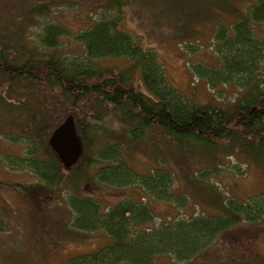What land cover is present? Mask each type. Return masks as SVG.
Segmentation results:
<instances>
[{
	"label": "trees",
	"instance_id": "trees-1",
	"mask_svg": "<svg viewBox=\"0 0 264 264\" xmlns=\"http://www.w3.org/2000/svg\"><path fill=\"white\" fill-rule=\"evenodd\" d=\"M5 1L0 0V108L17 125L9 132V143L23 149L20 155L0 153V165L33 174L42 188L69 189L66 203L73 213L72 226L103 231L108 238L102 247L66 264H153L159 256H170L178 264H264L251 248L255 228L264 236V189L241 201L223 197L224 191L212 180L219 175L214 164L229 153L245 163L264 156V37L256 32L264 25V0L253 1L247 11H238L232 0H193L200 19L216 21L212 40L219 61L197 75L212 88L220 83L236 87L240 95L227 105H197L171 88L155 53L142 50L129 33L117 30L118 19L100 18L77 32L73 39L83 46V54L66 56L60 51L62 39L70 33L66 27L46 20L33 38L28 26L34 16L50 18L72 0H30L23 10H5ZM226 14L234 17L231 22ZM7 22L13 29L7 30ZM101 58L130 60L138 78L130 69L105 71L97 63ZM68 116L74 119L82 153L65 169L48 138ZM160 139L188 156L204 150L211 159L185 179L187 185H208L190 191L209 209L207 215L151 223L149 200L176 198L172 181L181 180L179 173L155 166L164 155L156 145ZM130 148L138 157L144 151L157 158L152 159L155 168L147 173L131 166L128 160L138 157L129 153ZM99 185L126 188L128 197L103 203L105 197L95 195ZM26 187L27 192L20 193L32 200L37 190ZM1 218L3 232L7 229ZM243 233L250 236L248 248L242 253L229 250L231 263L226 258L218 262L224 253L218 245H233L230 237L237 240ZM215 249L219 252L211 254Z\"/></svg>",
	"mask_w": 264,
	"mask_h": 264
},
{
	"label": "rangeland",
	"instance_id": "rangeland-1",
	"mask_svg": "<svg viewBox=\"0 0 264 264\" xmlns=\"http://www.w3.org/2000/svg\"><path fill=\"white\" fill-rule=\"evenodd\" d=\"M114 1L116 2L113 10L109 11ZM122 1L72 0L71 5L56 8L50 18L34 16L35 19L29 24L28 30L33 38L40 35L46 20L66 27L70 33L62 39L64 42L60 51L66 56L76 57L75 55H82L84 51L83 46L73 39L77 32L87 29L100 18L118 19L116 29L129 33L142 50L153 51L157 62L163 66L164 76L169 86L190 101L197 105L210 102L227 105L240 95L239 90L232 84L220 83L212 88L197 75V72L202 69L217 67L219 61L212 40L216 21L200 19L196 2L193 0H129L122 3ZM232 1L238 11L243 9L247 11L255 0ZM29 2L30 0L23 2L6 0L2 7L5 10H13L19 6V9L23 10L28 7ZM224 16L228 22L234 18L228 14ZM5 26L7 30L13 29L8 22ZM256 32L259 37H264V25L257 26ZM97 63L104 67L105 71L130 69L132 76L138 78L137 67L130 60L101 58ZM13 121L0 108V153L20 155L23 146L11 145L8 140L11 135L9 132L17 127ZM111 127H114L113 123ZM156 145L161 148V154L164 155L159 156L161 164H155V166L161 165L162 168L179 173L181 180L175 177L172 181L171 191L176 198H172L171 201L149 200L148 202L147 200L152 206L153 221L151 223L158 225L173 219L187 218L191 214L210 213L208 208L202 206L198 196L190 194V191L196 192L197 188L204 189L208 185L199 186L194 183L187 185L185 182V179L190 177V171L200 170L210 164L211 159L207 153L201 150L188 156L174 150L175 147L161 139ZM139 152L138 157L135 148H130L129 153H135L134 157L138 158L128 161L131 162V166H137L148 173L155 168L152 159L157 158L149 157L144 151ZM242 159L241 157L236 159L235 155L229 153L223 160L221 158L214 164L219 167V175L212 180L218 182L217 186L224 191L223 197L227 194L229 197L244 201L246 197L264 189V156L263 159L259 157L252 160L253 164L245 163ZM27 185L37 190L32 200L20 193V190L23 193L27 192ZM42 187L43 184L41 186L33 174L11 171L0 165V216L5 221L7 229L0 232V264H66L71 258L92 252L108 242L103 231L84 232L72 226L73 213L70 212V206L66 203L71 193L69 189L63 185ZM125 189L99 185L95 195L105 197L103 199L99 196L103 203L115 204L122 198L128 197L126 193L128 189ZM182 194L185 196L178 198V195ZM208 194L212 197L210 190L209 192L207 190ZM134 197L138 201L140 194L134 193ZM182 198L185 199L181 200ZM174 199L178 202H173ZM261 233L255 228L253 242H251V248L258 254L255 258L260 260L264 258V236ZM249 239L250 236L243 233L237 240L235 238L232 240L230 237L229 241L235 242L233 245L232 243L218 245L219 248L224 249V253L217 261L221 262L226 258L225 262L231 263L227 258L229 250L235 249V252L242 253L241 250L244 251L248 248L245 246L250 245ZM215 250L211 254L219 252L218 249ZM211 258L214 260L217 257L213 255ZM153 264L178 263L170 256H159L155 258ZM189 264L198 263L192 261Z\"/></svg>",
	"mask_w": 264,
	"mask_h": 264
},
{
	"label": "water",
	"instance_id": "water-1",
	"mask_svg": "<svg viewBox=\"0 0 264 264\" xmlns=\"http://www.w3.org/2000/svg\"><path fill=\"white\" fill-rule=\"evenodd\" d=\"M48 145L63 168L69 169L76 164L82 153V145L72 116L52 130Z\"/></svg>",
	"mask_w": 264,
	"mask_h": 264
}]
</instances>
